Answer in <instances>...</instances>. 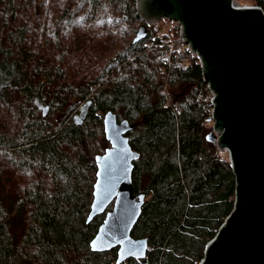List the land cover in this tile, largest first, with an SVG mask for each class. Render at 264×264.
<instances>
[{
    "label": "trees",
    "instance_id": "16d2710c",
    "mask_svg": "<svg viewBox=\"0 0 264 264\" xmlns=\"http://www.w3.org/2000/svg\"><path fill=\"white\" fill-rule=\"evenodd\" d=\"M163 19L173 26L134 42L136 0H0V264H118L117 247L91 249L105 213L87 221L109 110L134 125L146 198L131 234L150 246L120 264L204 258L235 208L236 174L207 138L203 67L187 48L168 61L184 40Z\"/></svg>",
    "mask_w": 264,
    "mask_h": 264
},
{
    "label": "water",
    "instance_id": "95a60500",
    "mask_svg": "<svg viewBox=\"0 0 264 264\" xmlns=\"http://www.w3.org/2000/svg\"><path fill=\"white\" fill-rule=\"evenodd\" d=\"M136 6L144 23L134 42L168 18L180 24L183 40L203 59L204 79L215 93L207 138L228 151L236 174L235 208L200 264H264V11L258 5H237V0H136ZM133 127L112 110L106 112L104 131L111 145L95 157L87 217L90 222L105 213L91 249L117 247L118 264L145 258L150 249L147 238L131 234L146 198L133 186L134 161L140 156L127 134Z\"/></svg>",
    "mask_w": 264,
    "mask_h": 264
},
{
    "label": "built area",
    "instance_id": "2783aa9c",
    "mask_svg": "<svg viewBox=\"0 0 264 264\" xmlns=\"http://www.w3.org/2000/svg\"><path fill=\"white\" fill-rule=\"evenodd\" d=\"M170 47H171V52L167 55L168 61H171V57H172V53H181L184 49H189L188 44L184 41V43H182L181 45L176 46L175 42L172 41L169 43ZM190 50V49H189ZM191 51V50H190ZM192 52V51H191ZM194 56H196L197 58V62L200 63L201 67L203 66V59L201 58V56L195 52H192ZM210 86V85H209ZM211 98H212V102L215 105L214 99H215V93H213L211 91ZM212 112H213V108H212Z\"/></svg>",
    "mask_w": 264,
    "mask_h": 264
},
{
    "label": "rangeland",
    "instance_id": "374dc122",
    "mask_svg": "<svg viewBox=\"0 0 264 264\" xmlns=\"http://www.w3.org/2000/svg\"><path fill=\"white\" fill-rule=\"evenodd\" d=\"M237 5H240V6H245V5H250L249 4V0H237ZM140 26V24L138 25V27ZM171 26H173L172 24H171V22H169V21H167V20H165V19H161V20H159L157 23H155L152 27H156V28H159V29H162V31H166L167 29H169ZM151 28V27H150ZM161 31V32H162ZM135 38V37H134ZM182 44V43H181ZM180 44V45H181ZM167 91H168V89H167ZM168 99H169V102L171 101V98L170 97H168ZM106 114V113H105ZM105 114H104V116H105ZM208 121H210V119L208 120ZM103 123H104V119H103ZM212 130V129H211ZM210 130V131H211ZM209 131V132H210ZM107 139V138H106ZM108 140V139H107ZM109 141V140H108ZM111 144H110V142H109V145L107 146V147H109ZM106 147V148H107ZM106 148L104 149V151L102 152V153H104L105 152V150H106ZM228 152V151H227ZM102 153H99V154H102ZM229 154V153H228Z\"/></svg>",
    "mask_w": 264,
    "mask_h": 264
}]
</instances>
